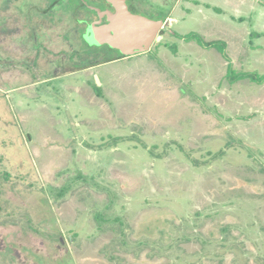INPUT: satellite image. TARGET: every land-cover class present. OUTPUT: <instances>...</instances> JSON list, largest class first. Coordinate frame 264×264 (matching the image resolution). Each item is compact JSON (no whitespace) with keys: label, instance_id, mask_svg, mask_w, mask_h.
Returning <instances> with one entry per match:
<instances>
[{"label":"rangeland","instance_id":"obj_1","mask_svg":"<svg viewBox=\"0 0 264 264\" xmlns=\"http://www.w3.org/2000/svg\"><path fill=\"white\" fill-rule=\"evenodd\" d=\"M132 1L167 29L121 59L71 0H0V264H264V83L177 38L263 75L264 0Z\"/></svg>","mask_w":264,"mask_h":264},{"label":"water","instance_id":"obj_2","mask_svg":"<svg viewBox=\"0 0 264 264\" xmlns=\"http://www.w3.org/2000/svg\"><path fill=\"white\" fill-rule=\"evenodd\" d=\"M124 1L107 0L105 10L90 7L96 12L97 20L88 24L82 34L88 46L105 45L130 57L148 53L153 44L161 41L159 33L167 29L165 23L130 13ZM95 79L99 86L97 76Z\"/></svg>","mask_w":264,"mask_h":264},{"label":"trees","instance_id":"obj_3","mask_svg":"<svg viewBox=\"0 0 264 264\" xmlns=\"http://www.w3.org/2000/svg\"><path fill=\"white\" fill-rule=\"evenodd\" d=\"M59 1L60 0H51L50 7L53 8L54 5L56 3H58ZM81 1L80 0H71V2H75L76 5L79 4L81 8L83 7L84 10L88 9V8L85 7L84 3L81 2ZM84 2H85V0H84ZM177 38L181 39L182 41H184L186 43H188L190 41H194V42L197 43L198 46H200V47H202L204 49H211V48H213L215 50H218V52L220 53V55L222 56V58L226 62H228L226 78H227V80L229 82L233 83V82H237V81L242 80V79H249L252 82L257 83V84L264 83V74L263 75H259L257 73H239V74H236L233 71L232 66H231V63H230V60L228 59V57L226 55V52H225V48L226 47H225V43L224 42H220V41L206 42L205 40H203L196 33H188L185 36H177ZM171 50L173 52H175V49L174 48H172ZM93 86L95 88L96 93L99 95L100 94V91H99L98 86L95 83H93Z\"/></svg>","mask_w":264,"mask_h":264},{"label":"flooded vegetation","instance_id":"obj_4","mask_svg":"<svg viewBox=\"0 0 264 264\" xmlns=\"http://www.w3.org/2000/svg\"><path fill=\"white\" fill-rule=\"evenodd\" d=\"M81 1V0H80ZM81 2H83L84 3V5H85V7L86 8H88V9H86V10H88V11H90V12H92L93 14H94V18H93V20H91L88 24H90V23H92V22H94V21H96L97 20V15H96V12L94 11V10H90V7H92V8H97V9H100V10H105L107 7H108V5H107V0H97V1H94V6H90V5H87L86 4V2H84V0H82ZM124 3L126 4V7H127V9H128V11L130 12V13H132V14H136V15H138V13L136 12V11H134L133 10V8H132V6L135 4V3H133V1L132 0H125L124 1ZM141 16V15H140ZM144 17V16H143ZM155 21H162V20H155ZM105 22V20L104 19H102L101 20V23H104ZM164 22V21H163ZM87 23H86V26L88 25ZM86 29V27L84 28V30ZM84 32V31H83ZM163 31H161L160 33H159V35H162L161 33H162ZM83 34V33H82ZM82 41H83V39H82ZM84 42V41H83ZM84 44L86 45V47H89V48H95V49H98V48H102V46H100V47H94V46H88L85 42H84ZM104 47H106V48H108L107 46H105V45H103ZM109 49V48H108ZM113 50V49H112ZM113 51H115L117 54H119V56H122V58L121 59H125V58H128L127 56H124V55H122V54H120V52L118 51V50H113ZM104 52V51H103ZM11 54H12V52H11ZM31 65H32V63H31ZM95 66V65H94ZM97 66V65H96ZM92 67V66H91ZM88 68H90V67H88ZM12 74H16V75H18V73H12Z\"/></svg>","mask_w":264,"mask_h":264}]
</instances>
